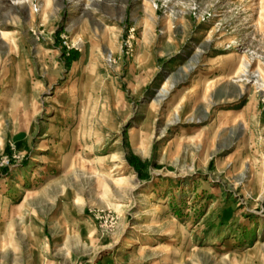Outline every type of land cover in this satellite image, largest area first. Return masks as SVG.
<instances>
[{
	"label": "rangeland",
	"instance_id": "rangeland-1",
	"mask_svg": "<svg viewBox=\"0 0 264 264\" xmlns=\"http://www.w3.org/2000/svg\"><path fill=\"white\" fill-rule=\"evenodd\" d=\"M0 264H264V0H0Z\"/></svg>",
	"mask_w": 264,
	"mask_h": 264
},
{
	"label": "bare ground",
	"instance_id": "bare-ground-1",
	"mask_svg": "<svg viewBox=\"0 0 264 264\" xmlns=\"http://www.w3.org/2000/svg\"><path fill=\"white\" fill-rule=\"evenodd\" d=\"M147 192H148V191H147ZM146 195H147V194H146ZM2 212H3V211H2ZM3 213H4V212H3ZM2 215H3V214H2ZM2 215H1V216H2ZM4 215H5V214H4ZM3 217H5V216H3ZM145 245H147V244H145Z\"/></svg>",
	"mask_w": 264,
	"mask_h": 264
}]
</instances>
